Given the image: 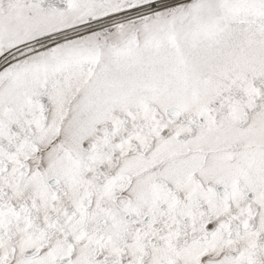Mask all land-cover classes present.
<instances>
[{
  "label": "snow or ice",
  "instance_id": "obj_1",
  "mask_svg": "<svg viewBox=\"0 0 264 264\" xmlns=\"http://www.w3.org/2000/svg\"><path fill=\"white\" fill-rule=\"evenodd\" d=\"M0 264H264V0H0Z\"/></svg>",
  "mask_w": 264,
  "mask_h": 264
}]
</instances>
